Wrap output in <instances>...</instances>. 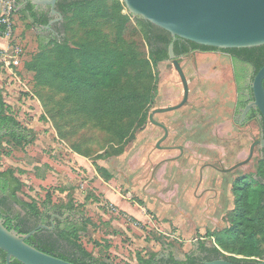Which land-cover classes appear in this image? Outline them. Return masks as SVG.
Segmentation results:
<instances>
[{
	"label": "rangeland",
	"instance_id": "rangeland-1",
	"mask_svg": "<svg viewBox=\"0 0 264 264\" xmlns=\"http://www.w3.org/2000/svg\"><path fill=\"white\" fill-rule=\"evenodd\" d=\"M16 6V0H0L1 12L11 9V31L3 39L6 61L11 63L0 66V97L33 145L18 150L10 140L3 142L0 171L12 169L21 181L18 199L40 211L47 205L67 204L72 218L87 225L79 243L109 264H137L165 251L185 255L196 241L213 245L210 235L228 227L229 212L214 211L212 218L204 211V201L192 199L196 173L203 163H234L235 152L243 147L245 155L252 137L251 130H235L232 123L230 60H180L189 85L188 103L177 112L155 116L169 132L163 144L184 150L177 161L186 174L180 178L183 187L177 203L172 191L179 168L173 158L179 152L156 150L162 136L159 128L148 121L142 125L140 115L121 117L111 107L124 94L150 86L148 114L178 104L183 91L171 61L151 64L146 80L125 79L112 92L73 91L52 78L49 67L60 70L62 65L52 48L46 55L38 53V27L16 16ZM96 9H78L64 16L68 45L92 36L111 43L116 26L126 23L128 34L123 41L116 38L112 46L147 55L144 31L129 19L122 0H111L102 9L108 14L105 19L94 17ZM189 170L193 176L188 177Z\"/></svg>",
	"mask_w": 264,
	"mask_h": 264
},
{
	"label": "trees",
	"instance_id": "trees-1",
	"mask_svg": "<svg viewBox=\"0 0 264 264\" xmlns=\"http://www.w3.org/2000/svg\"><path fill=\"white\" fill-rule=\"evenodd\" d=\"M104 0H59L57 2V9L64 18L70 11H76L81 7L92 6L94 4H103ZM33 5L28 4L27 11L32 18V25H44L46 23V15L44 13L39 16L33 10ZM104 6L95 10V16L105 19L108 14ZM140 24L145 34V44L147 46V55L145 53H138L131 50H120L112 46L115 39L123 41L128 34L129 28L126 23L116 26L115 38L113 42L108 40H100L97 37L87 38V40L79 41V43L72 46L68 45L65 40H55L53 47L50 50L53 53L59 64L62 65L60 70H55L49 67L53 79L65 84L73 91H101L112 92L117 89L122 81L125 79L148 77V68L151 64H157L168 59L167 48L171 43V37L165 31L134 17ZM64 27V25H63ZM188 42V41H187ZM193 48H201L204 50H215L203 46H198L188 42ZM39 48L44 49V42L39 43ZM179 47L174 45V51L177 53ZM228 53H235L236 57L250 64L254 68L253 76L257 71L264 66V46L250 48V49H229L223 50ZM253 78V77H252ZM264 88V81H263ZM151 86L143 92L133 90L127 94L116 99L111 106L117 111V115L121 117H130L132 115H140V123L144 125L147 122L148 109L152 102L150 96ZM0 121L2 124L12 125L16 128L21 126L11 117L3 107L0 97ZM22 129V128H21ZM25 130V129H24ZM5 139H10L14 146H21L27 143L24 135H17L14 131ZM3 139L2 141H4ZM9 141V142H10ZM24 142V143H22ZM1 146V143H0ZM261 164L263 162L261 160ZM102 171V170H101ZM109 176H107L108 178ZM22 186L21 181L15 175L12 169L0 171V190L1 193L8 191L9 198L16 203L22 210L31 215L38 216L42 212L36 208L34 204L24 203L18 199V192ZM6 200V197L1 199ZM0 200V202H1ZM64 206V205H61ZM69 207V206H68ZM70 209V207H69ZM262 209L260 198L245 199L242 202L240 211L234 212L228 217L229 226L221 231L212 233L213 247L211 250L215 255H222V252L234 256L244 257H261L264 252L262 236L264 235V215L256 213ZM8 230H14L18 234H27L32 227L27 228L19 225L13 228L9 225V221L4 223ZM39 230L34 236L26 239V243L33 246L37 250L54 256L55 245L57 240L53 239L52 235L41 234ZM87 233V225L83 220V224H71L65 230L58 234V239L66 243L75 252L71 254H60L57 258L72 264H109L106 260L98 259L79 243L80 236H85ZM202 250H207L204 246ZM234 261H239L235 257H227ZM171 261L175 264L173 259ZM0 264H5V254L0 251ZM11 264H20L17 261H12ZM137 264H157L154 257L139 260ZM192 264V262H191Z\"/></svg>",
	"mask_w": 264,
	"mask_h": 264
},
{
	"label": "flooded vegetation",
	"instance_id": "flooded-vegetation-1",
	"mask_svg": "<svg viewBox=\"0 0 264 264\" xmlns=\"http://www.w3.org/2000/svg\"><path fill=\"white\" fill-rule=\"evenodd\" d=\"M33 0H16L17 7L19 8L20 14L25 18H28L32 22L30 13L27 11L28 4H31ZM57 4V3H56ZM56 14H51V9L48 7L34 6L33 10L39 16L44 13L46 15V23L44 25H38L40 30H43L48 33L47 36H54L55 39L59 40V32L56 31V27L61 26V20H59L60 12L57 9V5L54 7ZM62 16V15H61ZM49 26L46 29V26ZM173 44V53L177 61L194 54H207V53H218L223 54L228 57L232 64V76H233V87H234V106L232 109V123L233 125L240 130L247 129L251 130L252 137L250 138L251 142L248 146V149L244 155L243 147H240L234 154V163L226 165L222 160H215L209 163H203L196 173L197 181L195 182L192 189V199L197 201H204L205 209L207 213L211 214V217H215L214 211L229 212L228 217L234 212V210L240 211L242 207V202L245 199L260 198L262 209H259L256 213L264 215V147L261 146V142L264 140V118L256 108H251L244 117H242L245 108L253 102V96L251 91V82L254 68L244 62L241 57H234L236 54L228 53L223 50H204L201 48H193L187 41L182 39H171ZM45 43V41H43ZM169 44V45H170ZM179 47L177 53L174 51V45ZM168 45V46H169ZM168 51V48H167ZM180 63V62H179ZM182 69V68H181ZM183 71V70H182ZM184 73V72H183ZM185 76V74H184ZM186 78V77H185ZM180 79V78H179ZM181 82V80H180ZM187 82V79H186ZM182 85L183 96L180 104L184 98V88ZM187 100L186 102L178 109L171 111L177 112L181 110L188 103L189 96V85L187 82ZM178 104L174 105L177 106ZM173 107V106H170ZM169 108V107H161ZM167 112V113H171ZM167 113H159L157 115H163ZM149 116V114H148ZM147 116V121H148ZM149 122V121H148ZM160 125L166 128L167 137L160 143L158 151L163 150H177L179 154L173 158V162H177L183 155V148L180 146H166L163 143L167 140L169 132L167 127L160 121H157ZM150 124V123H149ZM157 127V126H155ZM162 131V136L157 140L159 141L165 135L163 128L157 127ZM14 131L17 135H24L27 139H30L29 133L21 128L13 127L12 125L2 124L0 121V143H3V139L9 137V135ZM252 149V154L250 155ZM250 156V158H249ZM248 161L244 163L245 160ZM261 160L263 165L261 164ZM177 162L176 170L177 178L175 183H173V195L176 197L177 203L180 202L181 190L183 183L180 182L181 176L186 175L185 172L180 170ZM176 167V168H177ZM188 177L193 176V171L189 170L187 173ZM6 197L5 201L1 199ZM0 218L4 223L9 221V225L13 228H16L19 225L30 228L31 231L35 230V233L39 230V235L48 234L52 235L53 239L57 240L55 245L54 255L58 257L60 254H71L75 252L72 250L66 243L58 239V234L62 230L68 228L71 224L81 225L83 220H76L72 218V210L69 209L67 204L64 206L56 207H44L41 211L42 214L38 216L31 215L22 210L16 203H14L10 198L8 191L1 193L0 190ZM229 201L232 203V208H229ZM212 207H214L212 209ZM182 210L180 207L177 208L179 212ZM228 220V219H227ZM228 222V221H227ZM44 226L46 228H39ZM229 226V223H228ZM39 228V229H37ZM226 229V228H224ZM222 229V230H224ZM221 231V230H220ZM27 233V234H28ZM35 233L31 236H34ZM26 235V234H22ZM264 247V235L261 237ZM204 246L207 250H202ZM213 247L210 243H200L196 241L193 246V250L190 253L181 256L170 255L168 251H165L164 254L157 256L155 261L157 264H175L171 261L173 259L177 264H204L206 262L216 261L220 259L227 260L235 264H259L262 260L261 257H244V256H234L228 253L222 252V255H215L211 250ZM233 256L239 261H234L227 257Z\"/></svg>",
	"mask_w": 264,
	"mask_h": 264
},
{
	"label": "water",
	"instance_id": "water-1",
	"mask_svg": "<svg viewBox=\"0 0 264 264\" xmlns=\"http://www.w3.org/2000/svg\"><path fill=\"white\" fill-rule=\"evenodd\" d=\"M58 1L33 0L31 4L33 6L48 7L51 9V14L55 15L56 11L54 7ZM110 1L104 0L103 4H94L79 9L101 8L102 6L107 8ZM122 2L128 12L129 19L137 21L134 19V17H137L165 31L172 39H182L198 46L216 50L250 49L264 46V0H122ZM16 16L23 17L18 7ZM59 16L61 26L56 27V31L59 32V40H65L66 42L64 18L61 15ZM49 26H46V29ZM38 31L39 43L45 41V48L43 50L39 48L38 53L46 55V50L51 49L53 42L57 39L54 36H47L48 33L39 28ZM167 56V60L159 63L168 64V60L171 61L183 84L184 98L177 106L156 108L149 114V123L163 128L165 132L164 137L156 142L155 149H159L160 143L167 137L166 128L155 120V116L159 113L174 111L180 108L187 100V82L180 63L174 56L173 44L168 46ZM191 57L228 59L223 54L207 53L190 55L182 60H187ZM263 81L264 66L257 71L252 79L251 91L253 102L245 108L242 117L251 108H256L264 118ZM235 130L240 129L235 127ZM8 140L10 139H5L3 142ZM24 145L32 147V137ZM261 146L264 147V140L261 142ZM17 147L20 150V146ZM252 149L250 155L252 154ZM17 196H19V192ZM39 228L46 227L41 226ZM34 233L35 230L22 235L14 230H8L0 218V251L5 254V264H11L12 261H17L20 264H72L28 245L25 241ZM204 264L235 263L220 259ZM259 264H264V254Z\"/></svg>",
	"mask_w": 264,
	"mask_h": 264
},
{
	"label": "built area",
	"instance_id": "built-area-1",
	"mask_svg": "<svg viewBox=\"0 0 264 264\" xmlns=\"http://www.w3.org/2000/svg\"><path fill=\"white\" fill-rule=\"evenodd\" d=\"M10 7H7L2 10L0 8V40L7 38L11 31V24H10ZM8 52V48L6 46L0 47V66L1 64L9 65L11 62L6 61V57ZM14 65L18 64V60H14L12 62Z\"/></svg>",
	"mask_w": 264,
	"mask_h": 264
},
{
	"label": "crops",
	"instance_id": "crops-1",
	"mask_svg": "<svg viewBox=\"0 0 264 264\" xmlns=\"http://www.w3.org/2000/svg\"><path fill=\"white\" fill-rule=\"evenodd\" d=\"M4 45L3 40H0V47H2ZM124 211V210H123Z\"/></svg>",
	"mask_w": 264,
	"mask_h": 264
}]
</instances>
